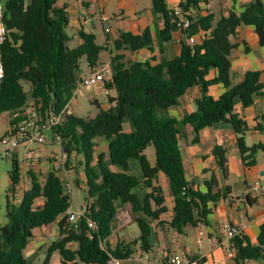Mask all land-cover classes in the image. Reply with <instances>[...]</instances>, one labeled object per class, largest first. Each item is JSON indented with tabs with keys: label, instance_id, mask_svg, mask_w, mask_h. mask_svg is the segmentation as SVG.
Masks as SVG:
<instances>
[{
	"label": "trees",
	"instance_id": "trees-1",
	"mask_svg": "<svg viewBox=\"0 0 264 264\" xmlns=\"http://www.w3.org/2000/svg\"><path fill=\"white\" fill-rule=\"evenodd\" d=\"M208 1L180 0L190 22L183 29L165 0H151L152 11L164 18V27L158 32L161 46L172 41L177 32L187 40L195 37L196 42H182L172 60L126 63L119 52L151 49L152 39L148 31L143 35L120 33L113 43L118 53L110 56L112 78L105 85L115 96L110 97L106 106L93 100L98 108L94 117H78L67 111L81 91L82 59L89 69L98 64L102 51L110 47L106 29L107 46L99 45L94 34L80 30L82 43L70 48L72 36L68 33L71 26L66 7L59 6L56 0H2L7 37L2 47L5 75L0 80V116L16 113L34 102L43 119L51 113L61 117L49 134L53 143L60 146V152L67 155L66 168L74 173L75 185L83 191L87 210L79 229L71 228L69 211L73 199L58 169L52 164L43 178L32 169L26 174L30 176L27 182L17 155L14 150L9 151L6 154L12 157L13 165L8 172L5 219H0V264H34L25 256L27 244L37 229L54 224L59 239L49 246L43 264H49L54 253L71 264H76L77 257L84 264H108L111 257L126 260L133 254V245L149 253L153 248L152 222L168 212L160 174L167 177L174 201L169 227L182 233L187 226L206 221L212 212L210 205L228 198L231 189L214 190L215 176L208 183V193L192 189L186 179L180 146L185 125L192 127L197 139L205 128L221 121L230 122L238 137L244 166L251 169L256 165V154L264 151V144H245L244 135L249 128L235 113V105L239 101L249 106L254 95L264 92V71L248 72L241 83L233 86L230 57L235 48L231 39L241 23L254 26L264 45V3L257 0L241 14L231 12L213 25V16L202 14L201 5ZM212 69L217 71V77L207 80ZM213 84L226 88L218 98L208 95ZM196 85L201 86L196 111L181 120L170 117L167 110ZM10 123L14 124L10 121L8 126ZM102 142L107 145V153L100 152ZM150 146L155 149L154 164L145 153ZM214 155L227 174L223 147L217 146ZM134 161L139 163L142 176L132 173ZM22 182L27 183V188L18 202L16 193L24 185ZM126 206L131 208L140 236L111 248L107 241L114 232L119 209ZM89 219L95 228L89 227ZM72 243H77V250L72 249ZM231 245L238 264L263 261L264 224L257 245L242 234Z\"/></svg>",
	"mask_w": 264,
	"mask_h": 264
},
{
	"label": "crops",
	"instance_id": "crops-1",
	"mask_svg": "<svg viewBox=\"0 0 264 264\" xmlns=\"http://www.w3.org/2000/svg\"><path fill=\"white\" fill-rule=\"evenodd\" d=\"M257 0H209L201 5L204 16H213V25H216L223 17H227L231 12L241 14L250 4ZM264 3V0H260ZM61 7H66L70 17V28L68 33L72 36L70 48H75L82 43L79 31L84 34H94L99 45L107 46L106 35L110 47L105 50L109 57L117 54L113 43L118 39L120 33H131L143 35L149 32L152 39L151 49H142L138 52L129 50L119 53L125 56V62L132 61L145 62L151 59L161 62L163 59H174L180 49L182 42H188L185 35L180 32L174 34L172 41L163 44L158 40V32L164 27V18L161 14L152 11L151 0H56ZM169 10H174L180 5V0H165ZM105 19H107L105 21ZM92 22V24H90ZM102 32L104 40L98 41V33ZM196 39V38H195ZM235 45L231 53V82L235 86L241 83L248 72L264 71V45L260 43L258 33L254 26L241 23L232 37ZM107 42V43H106ZM111 60L107 64L110 63ZM104 64V65H107ZM103 65V66H104ZM111 65V63H110ZM90 69V74L100 70ZM217 77V71L212 69L207 76V80ZM264 83V78L262 79ZM226 88L222 84H213L208 88V95L213 98L220 97ZM91 96H97L94 100L101 105L115 96V93L107 97L103 85H97L89 89ZM111 97V98H110ZM201 98V86L196 85L190 88L182 96L176 106L167 110V114L177 120L183 119L196 111V100ZM71 111V110H70ZM235 113L248 125V132L244 135L245 144L252 147L257 144H264V92L261 95H254L253 102L249 106H244L241 102L235 105ZM183 136L180 140L182 150L185 175L191 187L195 191L208 193V183L212 176L217 179L214 190L224 192L227 187L231 189V195L226 199H221L214 206L210 205L212 212L206 221L198 222L196 226H187L182 233L169 227L168 223L173 218L174 201L171 196L170 186L167 177L160 174L159 180L163 186L166 197L168 212L163 214L159 221L152 222V250L149 253L143 252L137 246H132L133 254L122 264H143L137 253L143 252V260H149L151 264H167V259L175 253H183L191 260L198 261V264H238L235 257L228 255L230 247L226 235L221 231L223 223L228 222L233 227L240 230V234L248 238L254 244H258L261 226L264 224V151L256 154V165L248 169L244 166L238 137L233 125L228 121H221L207 127L200 132L196 139L193 129L185 125L182 129ZM217 146L223 147L227 158V174L219 165V160L214 155ZM38 159H40L38 157ZM152 164L155 160H149ZM132 173L142 176V171L138 162H131ZM22 168L24 169L23 165ZM37 168H40L38 166ZM24 175L27 174L25 169ZM256 182L260 183L259 191L254 190ZM80 189V188H79ZM145 190L142 191L144 193ZM252 195L249 204L245 199L237 200L236 197ZM72 211L77 210V206L84 203V197ZM130 206L120 208L116 216L115 229L107 243L111 248L116 247L119 242L129 243L140 236V230L134 227L133 236L127 231L134 224ZM165 223V224H161ZM70 227L76 230L80 227V221L71 222ZM203 230L200 238L199 231ZM239 234V235H240ZM59 239L57 225H49L39 228L34 232L33 238L28 242L25 256L29 262L43 264L49 246ZM73 250L78 249L77 243H72ZM76 264H84L77 257ZM49 264H71L65 263L59 253H54ZM246 264H264L263 261H248Z\"/></svg>",
	"mask_w": 264,
	"mask_h": 264
},
{
	"label": "built area",
	"instance_id": "built-area-1",
	"mask_svg": "<svg viewBox=\"0 0 264 264\" xmlns=\"http://www.w3.org/2000/svg\"><path fill=\"white\" fill-rule=\"evenodd\" d=\"M4 12H3V2L0 0V80L3 79L5 75V67L2 59V47L6 41L7 30L4 23ZM174 14L180 19L181 27L186 29L190 26L189 19L185 16V11L180 5L174 8ZM107 19H105L106 21ZM188 42L194 44L196 42L195 37H190ZM113 69L109 64L104 65L100 70L93 72L89 76L83 78L80 83L81 87H86L91 89L97 85H103L106 96L108 97L111 92L105 88L106 83H108L112 78ZM68 114H71L70 109L67 111ZM61 117L51 113L46 119H43L40 116L39 108L35 105L34 102H29L22 107V109L16 113L9 114V122L13 121L14 124L8 126L7 134L2 139L3 148L0 149V159L4 154L9 151H13L19 148L21 145H24L28 142H35L38 144L47 143V133H50L52 129L59 123ZM18 120V121H17ZM35 158L36 154L34 151H28L25 155L24 169L26 173L31 171L35 167ZM50 159L53 162V165L58 169L60 177L65 183V189L68 194L71 195L73 199V204H77V197L75 194V180L74 173L70 172L66 168V159L67 155L64 152L52 153ZM23 169V170H24ZM26 175V174H25ZM26 177V176H25ZM29 178H26L28 182ZM260 183L256 182L254 185V190L259 191ZM76 211H69V222L80 221L82 217L85 216L87 207L85 203L77 206ZM95 223L89 219V227L95 228ZM221 231L226 235L230 247L228 248V255L230 257L236 256V251L231 245V241L240 234V230L236 227H233L230 223L225 222L221 226ZM200 238L203 235V230L199 231ZM140 260L143 264H151L147 260H143V252L139 251L137 253ZM123 259L111 257L108 264H122ZM167 264H198V261L191 260L187 255L183 253H175L168 257Z\"/></svg>",
	"mask_w": 264,
	"mask_h": 264
},
{
	"label": "rangeland",
	"instance_id": "rangeland-1",
	"mask_svg": "<svg viewBox=\"0 0 264 264\" xmlns=\"http://www.w3.org/2000/svg\"><path fill=\"white\" fill-rule=\"evenodd\" d=\"M98 41L102 42L104 40V36L102 32L98 33ZM71 46V44H69ZM110 60L109 53L107 51H102L100 54V59L98 64L95 66V68H99L103 66L104 64H107ZM82 67L83 72L82 76L83 78L86 76H89L90 69L87 65V62L85 59H82ZM97 96H91L89 89L86 87H81V91L79 90L77 92L76 97L71 101L69 109L71 110V114L76 115L78 117H94L97 112L98 108L95 104L92 103V101ZM8 124H9V114L4 113L0 116V149L3 148L2 139L5 137V134L8 130ZM47 143L46 144H38L35 142H28L24 145H21L19 148L15 149L14 152L17 155V159L21 166L24 167L23 160L25 159V155L28 151H34L36 154L35 158V167L33 168V171L41 176L42 178L47 175V173L50 170V166L53 164L50 162V155L52 153H60L61 149L60 146L53 143V139L51 137V134L47 133ZM100 152L107 153V145L106 143L102 142V146L100 148ZM146 155L149 160H152V162L155 160V149L153 146H150L146 150ZM38 157L40 159H38ZM13 161L12 157L10 155L4 154L3 157L0 159V202L2 205V209L0 211V219L3 220V217L5 219V203H6V192L8 190V187L10 185V179L8 172L12 169ZM40 166V168H37ZM23 169V168H22ZM30 176L26 175V178H29ZM75 178V176H74ZM29 180V179H28ZM22 186L18 187L17 190V201L19 202L20 197L22 196V191L26 187L27 183L22 182ZM27 188V187H26ZM75 194L78 201H81L83 194V191L79 189L77 186H75ZM82 204H80L81 206ZM75 207V204H73L72 209ZM5 221V220H4ZM134 227L136 231H139V227L136 223L133 224L132 227L128 229V233L133 236Z\"/></svg>",
	"mask_w": 264,
	"mask_h": 264
},
{
	"label": "water",
	"instance_id": "water-1",
	"mask_svg": "<svg viewBox=\"0 0 264 264\" xmlns=\"http://www.w3.org/2000/svg\"><path fill=\"white\" fill-rule=\"evenodd\" d=\"M92 23H94V22L91 21L90 24H92ZM251 198H253L252 195H244V196L236 197L237 200H239V199H245L249 204H251V202H250V199Z\"/></svg>",
	"mask_w": 264,
	"mask_h": 264
}]
</instances>
